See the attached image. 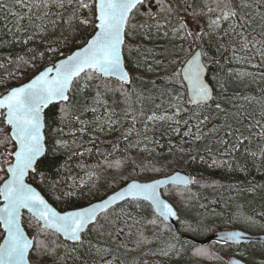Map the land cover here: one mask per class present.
I'll return each mask as SVG.
<instances>
[{"label":"snow or ice","instance_id":"6c2138e0","mask_svg":"<svg viewBox=\"0 0 264 264\" xmlns=\"http://www.w3.org/2000/svg\"><path fill=\"white\" fill-rule=\"evenodd\" d=\"M72 2L17 0L21 8H27L29 12L33 9L44 11L45 15L52 7L65 9ZM152 5L158 10H150ZM262 8L264 0H200L195 6L190 0H75L67 23L70 28L87 30L90 27L91 32L83 36L71 55L45 66L22 86L0 95V125L9 126L0 144H11L14 148L10 153L12 161L7 167L0 166V172L5 174L0 176V264H69V261L71 264H110L106 258L111 255L110 249L99 245L102 237L110 236L111 232L104 231L101 220L117 201H149L161 217L167 219L176 215L172 205L162 197L161 187L169 183H189L179 174L148 183L133 180L126 190L100 203L90 202L89 206H76L72 203V191L61 192L54 199L66 205L63 211L53 207L37 187L27 182L37 180L53 192L58 183L50 182L48 172L41 166L50 151L66 148L67 142L60 138L64 131L62 127L53 128L48 124L46 110L58 103L68 105L60 108L58 123H65L77 106L80 114H95L98 108L88 105V97L84 96L86 91H94L93 105L102 106L100 89L107 90L108 80L115 78L122 85L132 83V70L125 55L129 37L143 34L151 38L153 32L163 30V36L172 43L171 50L163 49V59L156 61L158 66L167 64L164 75L158 77L164 85L162 102L164 96L168 97L167 110L162 115L153 113L148 120L168 121L177 127L183 125L187 128L183 135L195 141L212 135L227 154L238 151V146L246 142L251 145L259 141L258 151H250L247 147L245 151L252 157L264 158V104L258 112L239 105V100L251 98L239 96L234 89L230 94V81L220 74V60L209 55L205 47L212 43L208 37H213L217 40L216 51L222 55L230 50L237 63L251 64L257 56L264 59V23L259 29L253 24L254 15L264 21ZM85 12L87 16L83 15ZM140 17L143 22H139ZM23 42L27 43L26 40ZM184 43L188 44L187 56L181 55L185 51ZM135 50L140 51L138 47ZM141 66L137 61L136 69ZM147 70L155 71L151 66ZM228 75L242 81L252 73L233 71ZM93 81L98 82L93 84ZM151 84L158 88L156 80ZM76 94L84 96L83 104L75 98ZM73 120L82 125L80 131L86 129L87 122L81 120L80 115H73ZM117 123L109 119L104 124L98 123V127L103 131L105 124L111 128ZM205 128H208L207 133ZM4 132L5 129L0 127V133ZM177 134L180 133L177 131ZM128 135L131 132L124 138ZM125 164L139 167L131 158L117 160L108 167L120 169ZM60 167L67 168V161L63 165L48 162L49 170L56 168L57 174ZM151 170L160 171L155 167ZM92 175L90 173L89 177ZM23 210L31 213L35 220L31 225L35 235L25 230ZM93 231L95 242L89 239ZM52 236L56 240L51 239ZM241 236L239 232H231L221 239L226 243L239 242ZM61 237L64 242L57 243Z\"/></svg>","mask_w":264,"mask_h":264},{"label":"trees","instance_id":"16d2710c","mask_svg":"<svg viewBox=\"0 0 264 264\" xmlns=\"http://www.w3.org/2000/svg\"><path fill=\"white\" fill-rule=\"evenodd\" d=\"M190 2L195 6L200 0ZM74 5L75 0L65 9L52 7L46 10L45 15L44 11L33 9L29 12L27 8H21L17 0H0V94L69 53L81 43L84 35L91 32L90 27L87 30L69 27L67 19ZM150 10L158 9L152 5ZM83 15L88 14L85 12ZM138 19L143 22V17ZM255 27L259 29V26ZM208 39L212 43L205 47L209 55L220 60V74L229 79L230 94L234 89L239 96L251 98L239 100L238 104L248 111H260L264 104V75H261L264 73V59L257 56L251 64L237 63L232 59L230 50L221 55L216 51L217 40L213 37ZM25 40L27 43L23 42ZM137 47L139 52L135 50ZM171 48L172 43L163 33L153 32L151 38L143 34L129 37L125 55L133 76L130 85H122L115 78L108 80L107 90L103 87L100 89L104 101L102 106L93 105L94 91H86L84 96L88 97V105L96 106L97 113L80 114L77 106L71 110L65 123H58L60 108L68 105L58 103L51 110H46L48 124L64 129L60 138L67 142V147L50 151L45 164L41 166L48 172L50 182H58L55 192L40 185L37 180L30 181L59 209H65L62 201L54 199L61 192L72 191V203L83 206L128 179H151L183 169L194 174V182L188 186L170 185L163 190L179 211L178 228L164 222L153 207L143 200L124 201L103 214L101 223H104V231L111 232V235L103 236L99 246L110 249L111 255L106 257L110 264H228L227 259L231 254L264 264L262 242L234 244L213 240L200 244L183 236L188 233L203 238L217 228L233 226L256 233L264 232V158L252 157L245 151L246 147L250 151H258L259 141L251 145L246 142L238 146V151L227 154L212 135L195 141L183 135L187 131L183 125L177 127L168 121L147 119L153 113L162 115L167 110L168 97L164 96L162 102L161 90L164 85L158 79L164 75L167 64L158 66L156 61L163 59V49ZM184 49L181 55L187 56V43H184ZM137 61L142 65L139 69H136ZM253 64L259 66L253 67ZM148 66L155 71H148ZM233 71L251 72L252 75L241 81L228 75ZM152 80H156L158 88L153 87ZM83 82L81 79L80 83ZM97 82L93 81V84ZM84 96L76 94L75 98L83 104ZM168 114L171 112L168 111ZM73 115H80V119L87 122L83 132L80 131L82 125L73 120ZM109 119L118 123L111 128L105 124L101 131L98 123L104 124ZM0 127L5 129L4 133H0L2 140L9 126ZM204 131L207 133L208 128ZM129 132L131 135L125 139ZM4 147L0 144V148ZM12 151L9 150L10 153ZM126 158L135 159L139 167L132 168L128 164L120 169L108 167ZM50 161H56L59 165L67 161L68 167H60L57 174L56 168L49 170ZM153 167L160 171H152ZM90 173L93 174L91 178ZM84 178H89L86 186L81 188L75 183L73 187L74 180L78 182ZM23 221L29 233L35 235V228L31 226L35 220L31 213L24 211ZM95 236L93 231L89 239L95 242ZM51 239L56 240V237L52 236ZM62 242V237L57 240V243Z\"/></svg>","mask_w":264,"mask_h":264},{"label":"water","instance_id":"95a60500","mask_svg":"<svg viewBox=\"0 0 264 264\" xmlns=\"http://www.w3.org/2000/svg\"><path fill=\"white\" fill-rule=\"evenodd\" d=\"M76 49L73 48L69 53H67L66 55L60 57L59 59H57L54 63H57L59 62L60 60H63L64 58H66V56L68 55H71L72 52ZM53 64V63H52ZM52 64H49L47 66H51ZM43 70V69H41ZM40 70V71H41ZM36 74V73H35ZM34 74V75H35ZM33 75V76H34ZM32 77V76H31ZM30 78H28L27 80H25L24 82L18 84V85H14L12 87H10L6 92H4L3 94H6L9 90H11L12 88L14 87H19V86H22L24 83L28 82ZM3 94H0V95H3ZM8 164H6V167H7ZM179 174L180 176L182 177H185L189 183H187L186 185L185 184H182V183H176V184H172V183H169V184H166V185H163L161 187V191H162V197L166 200L167 203L171 204L174 211L176 212V215L175 216H172V217H168L167 219H165L164 217H161L159 215V213L155 210V212L164 220V222L168 223L171 227L173 228H178L179 226V217H180V214H179V211L177 209V207L174 205V203L164 194V188L170 186V185H175V186H188V185H191L193 182H194V174L191 173V172H188V171H185L183 169H176L168 174H165V175H161V176H158V177H155V178H151V179H140V178H131V179H128L127 181H125L123 184H121L120 186H118L117 188H115L114 190L108 192L106 195L100 197L99 199H95L93 200L91 203L95 204V203H100L102 200L104 199H107L109 196L119 192V191H122V190H126L127 189V186L133 181V180H136L138 182H141V183H148V182H152L156 179H160V180H165V179H170L171 177L175 176ZM27 180V178H26ZM27 182L29 183H32L30 182V180H28ZM34 187H37V190L41 191V193L43 195H45V193H43V191L38 187L36 186L34 183H32ZM46 199H48V197L45 195ZM49 200V199H48ZM49 202L53 205V207H56L57 210H60V211H63L61 209H59L54 203H52L50 200ZM124 202L123 200L121 201H117L115 204H113L111 208L115 207L117 204L119 203H122ZM150 204L149 201H146ZM2 203V202H0ZM151 205V204H150ZM83 206H89V203L86 204V205H83ZM109 209V210H110ZM24 211H27V210H23V214H24ZM22 220H23V215H22ZM24 222V221H23ZM25 225V224H24ZM25 230L27 232L28 229L26 228L25 226ZM231 232H239L242 234L241 236V239L239 242H234V241H228V243H234V244H238V243H247V242H251V241H259V242H262L264 243V232H260V233H252V232H249L248 230H245L241 227H220V228H217L216 230H214L213 232H211L208 236L206 237H203V238H198V237H195L191 234H188V233H184L183 236L186 237V238H190L192 240H194L195 242L197 243H200V244H206V243H209L210 241H213V240H218V241H222V242H225L223 239H221L223 236H225L226 234L228 233H231ZM227 263L228 264H257V263H254V262H250V261H247L243 258H240L238 257L237 255H234V254H231L229 255L228 259H227Z\"/></svg>","mask_w":264,"mask_h":264},{"label":"rangeland","instance_id":"374dc122","mask_svg":"<svg viewBox=\"0 0 264 264\" xmlns=\"http://www.w3.org/2000/svg\"><path fill=\"white\" fill-rule=\"evenodd\" d=\"M260 11L261 12H264V8H262V9H260ZM253 23H254V25L255 26H260V24H262V23H264V21H261V20H259V19H257L256 18V16L254 15L253 16ZM156 33V32H155ZM163 33V30H161L158 34H162ZM19 83H17V84H15V85H18ZM126 145V144H125ZM9 150H14V148H13V146L11 145V144H9V145H7L6 147H4V148H0V166H3V167H6V162H7V164L9 163V162H11L10 161V159H11V156H10V152H9ZM6 158V159H5ZM93 166H96V165H93ZM5 174L4 173H2V172H0V176H4ZM88 179L89 178H84V179H81L80 181H78L77 182V180H74L73 181V187H74V185H75V183H76V185L77 186H81V185H83L81 188H83L84 186H86L87 185V182H88ZM30 182H32V181H30ZM33 183V182H32ZM107 193H105L104 195H106ZM103 195V196H104ZM61 210H64V209H61ZM252 232V231H251ZM238 244H240V243H238ZM254 263H256V262H254ZM258 264V263H257Z\"/></svg>","mask_w":264,"mask_h":264},{"label":"bare ground","instance_id":"6f19581e","mask_svg":"<svg viewBox=\"0 0 264 264\" xmlns=\"http://www.w3.org/2000/svg\"><path fill=\"white\" fill-rule=\"evenodd\" d=\"M249 232H251V231H249ZM252 233H256V232H252Z\"/></svg>","mask_w":264,"mask_h":264},{"label":"flooded vegetation","instance_id":"af4514ba","mask_svg":"<svg viewBox=\"0 0 264 264\" xmlns=\"http://www.w3.org/2000/svg\"><path fill=\"white\" fill-rule=\"evenodd\" d=\"M118 205V204H117Z\"/></svg>","mask_w":264,"mask_h":264}]
</instances>
